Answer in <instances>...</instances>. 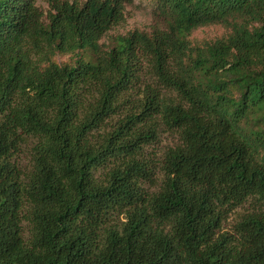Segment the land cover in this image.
I'll list each match as a JSON object with an SVG mask.
<instances>
[{
	"label": "trees",
	"instance_id": "1",
	"mask_svg": "<svg viewBox=\"0 0 264 264\" xmlns=\"http://www.w3.org/2000/svg\"><path fill=\"white\" fill-rule=\"evenodd\" d=\"M48 1L0 0V264H264V0H153L112 45L134 0Z\"/></svg>",
	"mask_w": 264,
	"mask_h": 264
},
{
	"label": "rangeland",
	"instance_id": "2",
	"mask_svg": "<svg viewBox=\"0 0 264 264\" xmlns=\"http://www.w3.org/2000/svg\"><path fill=\"white\" fill-rule=\"evenodd\" d=\"M85 1V0H81ZM37 5L45 11V14L49 11L50 5L48 0H37ZM155 23L163 24L162 21L156 16L155 4L153 0H134L133 3L128 4L125 11V20L112 28L104 37L101 39V43L105 45H112L115 36L120 34H127L134 30H140L145 32H151ZM229 29L222 24H209L205 26H200L195 29L190 39L193 43H200L214 40L216 38L222 37L227 34ZM56 60L58 62H74L76 55L74 54H62L57 55ZM118 118L114 116L109 124L114 123ZM110 125L106 126L109 129ZM180 142L179 136L174 131L164 130L160 133L157 142L148 146L147 156L151 158L161 159L165 151L171 147L176 146ZM31 142L23 147L20 155V163L25 171L31 169ZM156 159V160H157ZM160 183V177L158 184ZM154 188H158L155 186ZM251 208L249 203L244 206L239 207L236 211L232 212L225 222L224 227L227 230H232L233 224L240 218L241 214L245 213Z\"/></svg>",
	"mask_w": 264,
	"mask_h": 264
}]
</instances>
